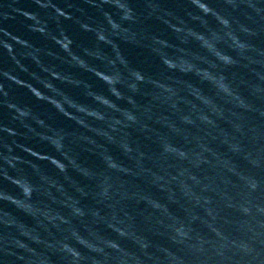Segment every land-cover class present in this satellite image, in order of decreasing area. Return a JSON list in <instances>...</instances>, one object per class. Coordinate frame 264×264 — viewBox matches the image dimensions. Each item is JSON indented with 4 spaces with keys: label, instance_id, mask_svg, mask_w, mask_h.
I'll list each match as a JSON object with an SVG mask.
<instances>
[{
    "label": "water",
    "instance_id": "water-1",
    "mask_svg": "<svg viewBox=\"0 0 264 264\" xmlns=\"http://www.w3.org/2000/svg\"><path fill=\"white\" fill-rule=\"evenodd\" d=\"M208 2L217 11H231L225 0ZM130 3L145 15L149 3L175 10L183 21L178 25L183 31L174 32L154 16L142 17V25L133 28L140 42L128 43L114 0H0V192L19 194L21 186L16 181H28L35 186L41 207L34 215L41 222L40 232L46 238L47 221L43 217L48 214L47 209L62 208L59 201L63 197L53 187L56 183L63 184L67 194L73 197L77 196L73 180L87 185L89 196L82 203L98 209L101 216L111 220L113 209L108 206L111 202L97 203L92 196L103 178L100 156L108 151L133 173H138L112 174L117 186L123 184L137 196L158 200L179 220L187 221L190 215L186 209L192 206L180 197L175 182L169 185L176 191L173 202L168 191L152 182L151 173L141 172L134 161L120 152L119 145L128 131L123 127V116L154 94L157 102L151 113L153 117L165 111L170 103L179 105L178 114L187 112L195 116L210 111L203 98H197L199 90L212 92L211 83L202 73L216 72L221 67L217 53L228 51L227 44L217 18L205 16L197 8V0H130ZM25 12L30 15L25 16ZM198 15L203 19L194 18ZM153 32L158 34V39L150 35L140 39L142 34ZM201 35L210 39L203 41L198 38ZM258 46L264 48V40ZM162 60H169L176 67L168 69ZM236 71L238 79L247 70ZM166 88L170 91H165ZM137 114L142 123L148 122L153 129L148 134L132 132L133 139L146 153L143 168L154 173H161L163 168L174 175L182 163L160 157L158 141L171 139L184 145L183 135L170 134L168 128L153 123L146 112ZM178 114L171 116L172 123L177 122ZM221 127L229 128L224 122ZM192 132L195 134L196 130ZM213 145L225 159L234 161L238 169L247 167V162L232 156L226 145L215 141ZM82 167L93 168L101 175L89 182L79 176ZM259 174L264 176V171ZM199 175L214 178L217 184L223 175L231 182L230 192L239 190L237 177L226 170L205 168ZM220 186L224 187L222 183ZM23 188L27 189L28 184ZM192 189V182L187 181L186 190ZM49 191L58 196L55 201L49 197ZM209 195L214 200L216 223L223 225L227 232H235L237 214L225 208L215 193ZM115 210L118 220L131 223L137 232L148 236L153 244L149 249L153 256H163L161 247L176 250L168 239L166 226L172 223L168 215L136 198L120 201ZM0 211L13 212L25 224H36L33 218L7 203L0 204ZM62 211L68 214L67 208ZM192 211L211 220L203 207ZM73 223L82 234H87L90 226L103 236L119 240L128 251L137 250L131 240L119 238L105 223L92 224L91 218L84 223ZM117 226L123 227V224ZM193 226L198 232L208 231L199 221ZM62 227L63 232L51 229L55 238L69 235L71 227ZM6 231L0 227V235ZM69 242L74 243L71 239ZM48 255L52 264H63L59 254L49 252Z\"/></svg>",
    "mask_w": 264,
    "mask_h": 264
},
{
    "label": "clouds",
    "instance_id": "clouds-1",
    "mask_svg": "<svg viewBox=\"0 0 264 264\" xmlns=\"http://www.w3.org/2000/svg\"><path fill=\"white\" fill-rule=\"evenodd\" d=\"M114 3L119 9V23L126 30L125 38L128 43L140 42L137 39L138 33L133 28L142 25L143 19L153 16L174 32L183 31L178 26L183 23L180 15L168 7L149 3L145 15L138 12L130 0H114ZM225 3L230 6L231 11H217L208 0H197L196 3L205 16L210 14L217 18L228 48L226 52L217 53L221 67L216 72L205 70L202 73L203 78L211 83L212 92L209 94L199 90L197 98H203L202 102L210 111L195 116L187 112L178 114L179 105L170 103L165 111L153 117L151 113L157 102L154 94L146 103L136 106L130 114L123 116V127L128 131L119 145L124 156L134 161L141 172L151 173L152 182L170 193L171 201L175 202L176 191L169 185L175 182L180 189V197L192 209L203 207L211 220L199 216L192 209H186L190 212L187 221L179 220L172 217L167 206L158 200L137 196L125 189L123 184L117 186L112 181V174L138 173H133L131 168L108 151L100 156L104 173L92 196L97 203L111 202L108 205L113 209L111 220L101 216L98 209L89 208L82 203L89 196L87 185L73 180L77 193L73 197L67 194L63 184L56 183L53 187L63 197L59 201L62 208L47 209L48 214L43 217L47 221L44 229L46 238L40 232L41 222L36 221L34 215L35 210L41 207L35 195L38 189L28 181H16L21 186V192L15 195L9 191L0 192V204L11 205L24 216L33 218L36 224H25L13 212L0 211V227L7 230L4 235H0V264H52L49 252L59 254L63 264H147L148 261L153 264H264V176L259 174L264 171V48L258 46L264 40V0H225ZM234 12L239 15H233ZM23 14L30 15L27 12ZM194 18L203 19V16ZM149 35L152 39H158L155 32L142 34L140 39ZM198 38L203 41L210 39L203 35ZM204 46L207 47L208 43ZM162 63L168 69L176 67L169 60H162ZM240 69L247 71L241 72L237 79L236 70ZM165 91L170 89L166 88ZM141 111L149 114L148 118L153 123L168 128L170 134L183 135L184 145L171 139L158 141L160 157L182 163L174 175L163 168L161 173L143 168L146 153L133 139L132 132L148 134L153 129L148 122L140 121L137 113ZM174 114H178L176 123L171 122ZM221 122L226 123L229 128L221 127ZM193 129L196 130L195 134ZM214 141L226 145L232 156L247 162V167L238 169L234 161L225 159L215 150ZM205 168L226 170L236 176L239 190L236 193L230 192L228 186L231 182L223 175L220 176L219 184L214 178L200 176L199 173ZM99 175L101 174L93 168L82 167L79 176L92 182ZM187 181L193 184L191 191L186 190ZM25 183L28 184L27 189L23 188ZM209 193H215L225 208L232 209L237 214L235 232H227L223 225L216 223L217 212ZM48 195L54 201L58 197L51 191ZM134 198L144 200L152 209L169 216L172 223L166 226L168 239L175 251L161 247L159 251L163 256H153L149 252L153 244L148 236L137 232L131 223L125 224L117 219L116 205L122 200ZM64 208L68 209V214L62 211ZM89 218L92 224L105 223L119 238L131 240L137 250L128 251L121 246L119 240L103 236L90 226L87 227V234H82L73 222L84 223ZM197 221L207 228V233L196 230L193 225ZM117 224H123V227H118ZM64 225L71 227L69 235L55 238L51 229L63 232ZM49 236L53 238L48 239ZM70 239L74 243H70ZM38 248L41 250L38 251Z\"/></svg>",
    "mask_w": 264,
    "mask_h": 264
}]
</instances>
